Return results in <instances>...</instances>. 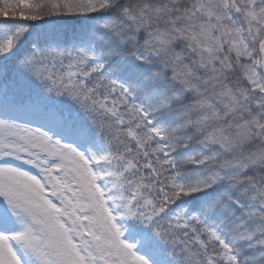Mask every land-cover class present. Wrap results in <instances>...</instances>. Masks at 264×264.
I'll use <instances>...</instances> for the list:
<instances>
[{
	"label": "snow or ice",
	"instance_id": "6c2138e0",
	"mask_svg": "<svg viewBox=\"0 0 264 264\" xmlns=\"http://www.w3.org/2000/svg\"><path fill=\"white\" fill-rule=\"evenodd\" d=\"M0 264H264V0H0Z\"/></svg>",
	"mask_w": 264,
	"mask_h": 264
}]
</instances>
